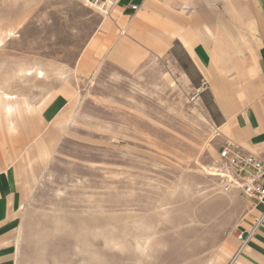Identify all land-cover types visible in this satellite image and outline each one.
Listing matches in <instances>:
<instances>
[{"label": "rangeland", "instance_id": "1", "mask_svg": "<svg viewBox=\"0 0 264 264\" xmlns=\"http://www.w3.org/2000/svg\"><path fill=\"white\" fill-rule=\"evenodd\" d=\"M105 19L86 0H0V96L17 98L11 117L0 113V169L20 170L21 261L227 264L248 200L211 175L216 131L197 81L182 74L170 52L138 76L97 77L96 91L119 93L131 109L140 136L128 132L134 139L125 151L116 142L91 147L70 136L58 151L38 156L36 140L46 131L40 105L81 83L76 62ZM80 122L75 132L86 136ZM50 141L49 148L59 142Z\"/></svg>", "mask_w": 264, "mask_h": 264}, {"label": "crops", "instance_id": "2", "mask_svg": "<svg viewBox=\"0 0 264 264\" xmlns=\"http://www.w3.org/2000/svg\"><path fill=\"white\" fill-rule=\"evenodd\" d=\"M122 3L81 52L74 70L81 83L62 88L40 105L39 120L46 131L36 140L38 156L58 151L62 139L70 136L91 147L116 142L118 150L125 151L134 139L128 132L140 136L131 109H126V117L119 93L105 96L96 91L97 77L105 72L112 82H119L120 72L136 75L158 62L153 58L169 52L182 74L197 81L199 101L216 131L214 158L218 160L219 149L228 143L247 153L264 154V0H136L140 6L136 13L129 7L130 0ZM121 29L126 35H121ZM16 101V96H0V113L3 108L11 117ZM92 105L101 114L96 116L89 109ZM80 121L86 136L75 132L82 128ZM148 138L155 148L157 142ZM50 140L59 142L49 148ZM26 170L32 178V171ZM20 181L18 167L0 169V264H29L21 261L18 217L24 189ZM263 208L248 200L247 218L238 229L246 235ZM230 245L227 264H264V223L244 248L237 236Z\"/></svg>", "mask_w": 264, "mask_h": 264}, {"label": "built area", "instance_id": "3", "mask_svg": "<svg viewBox=\"0 0 264 264\" xmlns=\"http://www.w3.org/2000/svg\"><path fill=\"white\" fill-rule=\"evenodd\" d=\"M91 5L98 8L99 12L107 18H111L114 7L124 6L123 0H86ZM130 9L137 12L140 9L136 0H130ZM121 35H126V31L121 29ZM216 168L211 172L219 179V183L226 192L238 190L244 197L251 201L254 206H264V154L256 155L247 153L236 144L228 143L220 149ZM261 216L255 219L251 230L245 235H238L242 248L257 233L259 227L264 223V208Z\"/></svg>", "mask_w": 264, "mask_h": 264}]
</instances>
